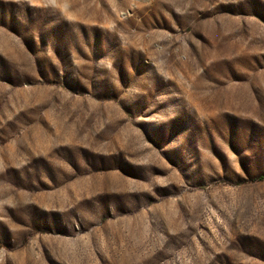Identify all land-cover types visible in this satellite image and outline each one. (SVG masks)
Here are the masks:
<instances>
[{
	"label": "rangeland",
	"instance_id": "1",
	"mask_svg": "<svg viewBox=\"0 0 264 264\" xmlns=\"http://www.w3.org/2000/svg\"><path fill=\"white\" fill-rule=\"evenodd\" d=\"M0 264H264V0H0Z\"/></svg>",
	"mask_w": 264,
	"mask_h": 264
}]
</instances>
